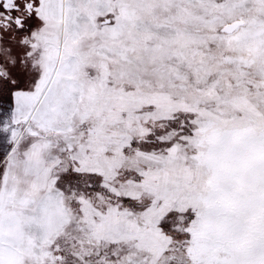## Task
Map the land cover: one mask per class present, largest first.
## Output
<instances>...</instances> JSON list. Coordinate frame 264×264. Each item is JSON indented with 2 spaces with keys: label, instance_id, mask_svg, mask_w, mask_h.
I'll list each match as a JSON object with an SVG mask.
<instances>
[{
  "label": "snow or ice",
  "instance_id": "1",
  "mask_svg": "<svg viewBox=\"0 0 264 264\" xmlns=\"http://www.w3.org/2000/svg\"><path fill=\"white\" fill-rule=\"evenodd\" d=\"M0 264H264V0H0Z\"/></svg>",
  "mask_w": 264,
  "mask_h": 264
}]
</instances>
